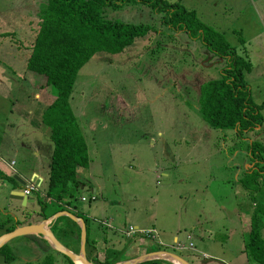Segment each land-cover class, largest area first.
Listing matches in <instances>:
<instances>
[{"label":"rangeland","instance_id":"1","mask_svg":"<svg viewBox=\"0 0 264 264\" xmlns=\"http://www.w3.org/2000/svg\"><path fill=\"white\" fill-rule=\"evenodd\" d=\"M165 1L194 10L201 22L223 32L231 46L242 47L244 42L252 66L244 79L252 101L264 102V0ZM41 3L0 0V167L7 173L0 170V235L11 215H16L9 207L24 209L9 192L10 185L24 188L16 176L37 170L46 179L50 163V140L31 137L33 127L17 118L12 107H31L38 117L41 114L39 124L43 123L45 109L40 110L46 103L33 96L40 92L44 79L25 66ZM105 17L149 24L154 30L135 38L120 54H95L76 75L70 104L84 137L88 165L76 171L80 188L72 211L84 221L90 241L114 245L116 251L128 246L132 259L144 249L175 255L188 264H247L242 225L247 218L240 216L241 210L247 213L252 208V200L244 197L232 166L241 159L252 162L247 140L257 132L240 139L231 130L210 128L198 111L199 86L217 77L222 58L183 31L163 26L161 15L147 5L106 8ZM42 88V99L56 97L52 87ZM260 113L263 124L257 135L264 132V109ZM34 139L39 140L38 147ZM256 140L264 148V137ZM262 155L264 168V149ZM24 176L27 180L28 175ZM92 190L97 191L95 200L90 199ZM52 204L46 205V216L58 210ZM25 209V219L39 220L30 216L38 213L37 201ZM128 220L149 229L153 237L147 242L149 247L141 249L135 238L120 233L131 226ZM259 220L264 242V222ZM60 225L51 234L71 246L57 231ZM186 234L192 238L187 240ZM173 237L184 250L175 249ZM17 239L22 238L7 243L13 261L6 263L0 257V264H37L33 262L36 249L25 250ZM47 263L69 264V259L54 251Z\"/></svg>","mask_w":264,"mask_h":264},{"label":"trees","instance_id":"2","mask_svg":"<svg viewBox=\"0 0 264 264\" xmlns=\"http://www.w3.org/2000/svg\"><path fill=\"white\" fill-rule=\"evenodd\" d=\"M130 3L149 6L156 14L161 15L163 26L175 32L183 31L192 40H198L213 56L222 58L217 77L206 81L199 88L198 111L210 128L231 130L240 139H245L244 135L255 132L263 124L260 113L263 104L257 105L252 101L250 88L244 79V75L252 69L244 42L242 47L231 46L223 32L201 22L194 10L185 8L179 2L168 3L165 0H43L38 5L36 32L25 61L28 71L43 77V85L56 91V99L42 116V124L49 131L48 139L52 148L45 185L40 187V191L38 189L35 197V202L39 205L36 216L41 220L62 210L77 217L71 210L79 185L76 171L88 165L84 137L70 104L78 71L95 54H120L131 46L135 38L154 30L149 24L127 23L105 17L106 8L121 9ZM263 149L258 141H249L246 151L252 162L256 163L239 180L240 186L255 203L244 252L250 262L258 264H264V242L257 227L259 219L264 222V201L260 204L264 199V168L260 166ZM8 180L15 182L13 178ZM51 202L58 210L46 216L45 207ZM21 211L22 215L15 221L9 218L10 226L2 228V233H8L25 222L27 211L25 208ZM59 224L63 225L57 229L59 234L70 245H74L73 249L69 243L64 246L78 254L79 227L68 217L59 216L50 223L49 231ZM84 226L87 230L85 223ZM85 239L88 249L86 257L91 264L122 262L119 260L120 252L114 258H105L102 262L91 258V253L96 252V242L90 241L87 233ZM41 243L49 248L46 241L42 240ZM0 255L6 263L14 259L9 254L7 244L0 248ZM48 259L49 255L41 264H46ZM69 264L74 263L69 259ZM138 264L156 263L145 261Z\"/></svg>","mask_w":264,"mask_h":264},{"label":"crops","instance_id":"3","mask_svg":"<svg viewBox=\"0 0 264 264\" xmlns=\"http://www.w3.org/2000/svg\"><path fill=\"white\" fill-rule=\"evenodd\" d=\"M197 14V13H196ZM218 63L220 64V61H218ZM43 84L44 83H41V86L39 87V91L40 92H36L35 94H34V96H33V99L34 100H36V101H41V100H43L45 103H46V106H44V107H42V110H40L41 112L43 111V109H45L46 110V108L56 99V97L54 98V99H52L51 101H48V100H44V99H42V95H41V93H42V91H44L45 90V88H42L43 87ZM203 84V83H202ZM202 84H200V86L202 85ZM200 86H199V88H200ZM41 88V89H40ZM261 104H263V108L262 109H264V102H261L260 103V105ZM12 107L14 108V110H15V112H16V117L17 118H19L20 120H22L24 123H27L28 124V126H31V127H33V129H32V131H31V133H30V136L31 137H33L34 138V136H44L46 139H48L49 138V131H48V129L46 128V127H44L42 124H39V117H41V114L39 115V117L37 116V114H36V112L34 111V109H32L31 107H29V108H24V107H22V106H17V105H15V104H13L12 105ZM261 130V127L260 128H258V129H256V132L258 133L259 131ZM257 133L254 135V138H252V139H248L247 141L249 142L250 140H256V139H262L263 137H264V132H261L259 135H257ZM29 134V133H28ZM32 138V139H33ZM257 141V140H256ZM41 142V141H40ZM34 143H35V145H36V147H38V143H39V140L38 141H35V139H34ZM32 153H33V155L34 156H37L38 154H35V152H33L32 151ZM248 154V153H247ZM49 162V161H48ZM255 163L256 162H250V163H248L246 160L244 161V160H240L239 162H237L236 164H234L232 167H233V171L235 172V174L233 175V178H235L236 179V181H237V183L239 184V180L242 178V176H243V174H244V172L245 171H248V170H250V169H252V168H254V165H255ZM262 164H263V160L260 162V165L262 166ZM48 165H49V163H48ZM48 165H47V168H46V170H45V172H46V176H47V171H48ZM6 167V166H5ZM0 170H2L3 172H5L4 171V169L3 168H1L0 167ZM79 170V169H78ZM77 170V171H78ZM1 172V171H0ZM6 173V172H5ZM7 174V173H6ZM24 175H28V178H27V180L24 178V177H26V176H24ZM165 177L167 176V174H165L164 175ZM15 177V176H14ZM18 179H20V181H22V182H24L25 183V185L26 184H28V183H33V184H35V186L36 187H40L39 185H42L43 183H44V181L46 180V179H44L43 178V174L41 173V172H37V170L36 171H34V170H30L29 171V173H26V174H22V175H20L19 174V177L18 176H16ZM77 180H78V182H79V178H77ZM21 185V184H20ZM25 185H24V188H23V190H22V192L24 191V189H25ZM240 185V184H239ZM80 188V187H79ZM78 188V189H79ZM242 188V190H243V194H244V197H247V198H249V199H251V197H250V195L248 194V192L243 188V187H241ZM263 189H264V187H263ZM13 191H21V190H18L16 187H15V185H10V187H9V192H13ZM92 192H94L95 194H96V196H97V191L96 190H92ZM13 200H15V199H13ZM252 200V199H251ZM15 201H17V200H15ZM18 202V205H22L21 207H24V208H27L29 205H33V204H35V198H31V196H27V200H26V202L24 203H22L21 201H17ZM251 202V201H250ZM23 204H25V205H23ZM251 206H252V208H250L249 209V211L246 213V212H244L243 210H241L242 211V213H241V216L240 217H245V218H247V222H245V220L244 221H242V225L244 226V231H243V233H244V238H243V240L247 243L248 241H247V237H248V232H249V228H250V218H248V215L247 214H250V215H252V213H253V211H254V208H255V203H254V201L252 200V202H251ZM9 207V205H7V206H5L4 208H8ZM12 208H14V207H9V210L10 211H12V210H14L15 211V213H16V215H11V219L13 220V221H15L17 218H20V214H21V212L22 211H20V210H18L17 209V206H15V209H12ZM19 208V207H18ZM71 210H73V209H71ZM76 211V210H75ZM244 212V213H243ZM6 214V213H5ZM11 214H14V213H11ZM37 215V213H34V214H32V215H30V216H33L34 218H38L39 219V217H37L36 216ZM24 223L21 225V226H24V225H29V224H37V223H39L40 221H42L41 219H39L38 221H32V222H29L27 219H24ZM128 223H130L129 225H131V226H129V227H131V228H133V229H146V230H149L147 227H145V226H140V225H138V223L137 224H134L132 221H129L128 220ZM50 225V224H49ZM49 225H48V227H49ZM8 226H10V224L8 225H6V226H4L3 228L5 229V228H7ZM17 227H20V226H17ZM126 230H124V231H120V233L121 234H123L124 232H125ZM85 233H87V230H85ZM2 234H4V233H2ZM124 235V234H123ZM187 236L189 235L191 238H192V235H190V234H186ZM29 236H34V235H29ZM29 236H24V237H21L22 239H17V240H20V244L21 245H19L20 247H23L25 250H28L29 248H33V249H36V254H34L33 255V257L35 258V260H33V262H36L37 264H39L40 262H41V260L43 259V258H45L47 255H49V256H51L52 254H53V249L50 247V245L48 244V246H49V248L46 246V245H44V244H42L41 243V241L43 240L42 238H40V237H38V236H34L35 238H32V237H29ZM187 236H186V238H187ZM127 238H135L134 239V242L135 243H138L139 245H140V248L142 249L143 247H145V246H147V247H149V245H148V241L149 242H151V240L150 239H148V237H146V236H141V235H139V234H137V236H133V237H127ZM45 241V240H44ZM96 242V245H95V247H96V252L95 253H92V258H96L98 261H100V262H102V261H104L105 260V258H108V259H110V258H114L118 253H119V251H120V256L121 257H125V259L124 260H122L121 259V261L122 262H120V263H123V262H126V261H131V260H134V259H136V258H138L139 256H142V255H145V254H152L153 253V251H150V252H148V250H144V249H142V252H140V253H138V255L135 257V258H133L132 259V257H131V251L129 250V248H128V246H124V247H122V249H119L118 251H116V250H114L115 248V246L113 245V246H109L108 244H105V243H103V242H97L96 240H92V242ZM138 241V242H137ZM47 242V241H46ZM101 243V244H100ZM173 243H178V238L177 237H173ZM246 243H245V245H246ZM147 244V245H146ZM245 245H244V247H245ZM18 246V247H19ZM73 244H71V249H73ZM11 247L15 250V246H10V249H11ZM87 249V248H86ZM145 249H146V247H145ZM88 250V249H87ZM97 251H98V255H97ZM34 253V252H33ZM57 254H59V253H57ZM97 256V257H96ZM127 256H129V258H126ZM0 257H2L3 258V262H4V257L2 256V255H0ZM101 259H103V260H101ZM29 261V260H28ZM31 261V260H30ZM158 261V260H157ZM249 261V260H248ZM247 261V259H246V262H247V264L248 263H250V264H258V263H255V262H248ZM26 264H30V262H26Z\"/></svg>","mask_w":264,"mask_h":264},{"label":"water","instance_id":"4","mask_svg":"<svg viewBox=\"0 0 264 264\" xmlns=\"http://www.w3.org/2000/svg\"><path fill=\"white\" fill-rule=\"evenodd\" d=\"M15 179L18 180V182L22 186L25 185V183L20 181V179H18L17 177ZM11 197L17 201H21L22 203L23 202L25 203L27 200V196H25L22 191L11 192ZM44 201L46 202L47 199H44ZM23 205H25V204H23ZM59 216L68 217L70 219V221H72L73 223H75L79 227L80 242H79L78 254L71 252L68 248H66L63 244H61L57 239H55L53 237V235L51 234V232L49 231V228L47 225L52 223L55 219L59 218ZM29 235L38 236V237L42 238L43 240L47 241V243L50 245V247L53 249V251H55L59 254L60 253L64 254L74 264H91L87 260V257H86V239H85L86 233H85L84 222L82 221V219L73 216V214H71L67 210L59 211V213H56L53 216H50L49 218L42 220L37 224H29V225L16 227L12 231L0 235V248H2L5 244L10 242V240H12L14 238L24 237V236H29ZM160 254H167V253L160 252V253H152V254H148V255L145 254V255L139 256L138 258H136L134 260L126 261L123 263H117V264H138V263H142L145 261L150 262V261L164 260L159 256ZM167 255H170V256L176 258L182 264H188L184 260H182L181 258H179L175 255H171V254H167ZM164 261H167V260H164Z\"/></svg>","mask_w":264,"mask_h":264},{"label":"built area","instance_id":"5","mask_svg":"<svg viewBox=\"0 0 264 264\" xmlns=\"http://www.w3.org/2000/svg\"><path fill=\"white\" fill-rule=\"evenodd\" d=\"M37 191H38V187H36L35 184L28 183V184L25 185V189H24L23 193H24L25 196H30L31 193L37 192ZM40 197L42 198L43 196L40 195ZM90 199L91 200H95L96 199V194L94 192L92 193V196L90 197ZM81 201L85 202L86 199L81 198ZM123 234H124L125 237L136 236L137 234H139L141 236L148 237V239H150V240L153 239V237L149 236L150 231H147V230H144V229H133V228L129 227ZM186 239L189 240V239H191V237L188 235ZM192 247H193V245L190 244V248H192ZM175 249L177 251H182L185 248H184L183 245L176 243Z\"/></svg>","mask_w":264,"mask_h":264},{"label":"bare ground","instance_id":"6","mask_svg":"<svg viewBox=\"0 0 264 264\" xmlns=\"http://www.w3.org/2000/svg\"><path fill=\"white\" fill-rule=\"evenodd\" d=\"M162 259L169 261L172 264H182L180 261H178L176 258L167 255V254H160L159 255Z\"/></svg>","mask_w":264,"mask_h":264}]
</instances>
